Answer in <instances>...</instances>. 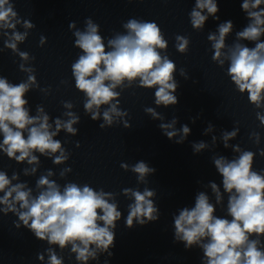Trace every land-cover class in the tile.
I'll return each instance as SVG.
<instances>
[{"label": "clouds", "instance_id": "1", "mask_svg": "<svg viewBox=\"0 0 264 264\" xmlns=\"http://www.w3.org/2000/svg\"><path fill=\"white\" fill-rule=\"evenodd\" d=\"M241 8L248 23L235 32L231 45L226 43L234 30L231 20L219 23L207 39L213 50V62L221 68L227 63L225 74L235 90L242 95L247 93L254 109L260 110L255 115L264 127V0H242ZM218 12L217 0H195L188 14L192 28L203 31L209 17L219 20ZM18 26L24 31H19ZM35 27L32 21L18 15L13 0H0V38L4 45L0 52L8 49L18 55L22 61L19 70L27 75L19 83L0 75V153L17 164H26L22 170L25 177L36 176L40 157L50 159L54 165L66 164L71 153L56 137L62 131L69 136L78 135L76 125L81 119L73 111L75 105L71 101H62L64 118L51 117L41 104L36 106L35 115L31 114L27 93L38 89L46 96L51 94L50 86L40 87L36 69L30 66L35 57L19 48ZM68 27L75 37L74 47L80 50L71 65L75 88L84 96V111L90 119L102 120L100 129L118 124L131 128L126 119L129 112L121 109L120 100L125 90L135 86L155 90L156 107H146L144 111L153 120L160 121L161 132L176 144L186 141L191 134L190 127L183 124L177 128L176 116L164 122L165 116L156 110L177 105L176 93L180 87L176 79L177 65L166 54L168 41L156 22L130 18L122 24L125 31L115 33L106 42L100 25L91 17L85 18L83 29L77 27L76 21H70ZM244 41L254 46L249 47ZM46 43L47 38L42 35L39 46ZM190 43L187 36H175V48L181 54L189 51ZM179 75L189 79L183 68L179 69ZM61 84L67 85L68 81L62 80ZM198 118H191L192 122ZM215 130L209 122L203 134H212L211 144L203 140L193 142L194 154L217 146ZM239 131L237 126L231 131H222L219 137L224 148H230L237 155L231 159L224 155L212 157L222 178L223 190L215 181H209L202 187L211 190V197L205 191H198L194 206L180 208L172 214L173 242L182 243L185 250L200 249L201 264H264V169L257 171L253 167L256 152L230 144ZM249 139L257 146L261 142L260 134L255 131ZM75 146L79 148L80 142L76 141ZM258 151L264 157V149ZM120 167L134 173L138 185H146L147 178L156 172L143 160L131 165L121 162ZM71 171V167L62 168L59 177L65 179ZM55 175L52 169L46 170L33 188L27 181H21L20 173L13 171L9 176L0 169V213L15 215L16 229L26 228L36 239L47 243L45 252L37 253L41 264H64L65 250L69 259L75 256L77 264L91 261L99 264L102 255L112 257L117 223L122 218L118 194L102 187L97 190L87 183L69 181L62 186L52 179ZM122 195L131 201L127 206L126 228L145 226L160 219L154 189L124 188ZM217 206L225 211V216L216 215ZM104 264H108V259Z\"/></svg>", "mask_w": 264, "mask_h": 264}]
</instances>
